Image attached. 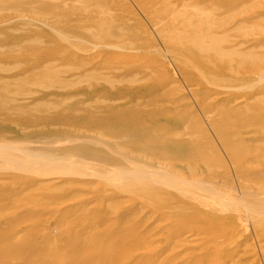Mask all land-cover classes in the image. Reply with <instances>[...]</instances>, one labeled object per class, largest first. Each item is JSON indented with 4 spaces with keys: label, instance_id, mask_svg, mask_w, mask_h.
<instances>
[{
    "label": "bare ground",
    "instance_id": "obj_1",
    "mask_svg": "<svg viewBox=\"0 0 264 264\" xmlns=\"http://www.w3.org/2000/svg\"><path fill=\"white\" fill-rule=\"evenodd\" d=\"M109 1L1 3L0 264L264 256V7Z\"/></svg>",
    "mask_w": 264,
    "mask_h": 264
},
{
    "label": "rangeland",
    "instance_id": "obj_2",
    "mask_svg": "<svg viewBox=\"0 0 264 264\" xmlns=\"http://www.w3.org/2000/svg\"><path fill=\"white\" fill-rule=\"evenodd\" d=\"M2 1H5V0H0V6H2L1 5V3H2ZM111 2V3H110ZM258 2V3H257ZM257 5L256 6H254V8L255 9H259V8H257L258 6H262V7H264V0H257ZM212 4H215L216 3V1L215 0H212V2H211ZM109 4L111 5H113L114 6V9H123L124 7H129V8H132L133 9V11L135 10V11H137V9H136V7H135V5L133 4V2L131 1V0H110L109 1ZM100 6H102V2L101 1H95L94 2V4L90 7V9L92 8L93 10H99V8H100ZM243 6H246V4H243V5H241V7H243ZM255 9H252V10H255ZM134 11V12H135ZM11 15V11L9 10V9H5V10H2L1 11V13H0V19L1 18H4V17H7V16H10ZM262 21H257L256 22V24H255V27H256V25L257 26H259L260 25V23H261ZM7 31V35H9L10 34V30H6ZM138 32V31H137ZM5 50H7V47L6 46H4L3 48H2V51H5ZM14 51V50H13ZM12 51V52H13ZM1 53H4V52H0V54ZM15 54V53H14ZM13 54V55H14ZM32 59H31V61H29V63L31 64L32 62H35V61H37V59H36V57L35 56H30ZM4 63V62H3ZM8 62H7V64L6 63H4V64H2V66H4V67H2V68H8ZM11 64V63H10ZM61 65V63L60 62H55V63H51V62H49V66H56L57 67V69H61V71L62 70H66L65 68L66 67H70L69 65H64L63 67H61L60 66ZM11 67V69H13V65L12 66H10ZM25 78V77H24ZM24 78H22V79H24ZM37 80H40V78L39 79H37ZM42 82H44V83H49L48 82V80L47 79H44V80H42ZM31 83V82H30ZM26 87H28V88H26ZM26 87H24V86H22V85H20L19 83H16L15 84V86H13L12 88H10L9 90H10V92L9 93H15V92H28V91H33V92H38V90H39V88H38V86H37V84H29L28 86H26ZM79 87H81V86H79ZM40 92H38L37 94H36V96H35V98H36V102H35V105H38V107L36 106V108L37 109H35V110H32V113L33 114H45V110L47 109L46 107L48 106L49 107V109H47L49 112H55V113H64V112H66L65 111V109L62 107V105L66 102V103H68L69 105L72 103L70 100L69 101H67V98L64 96V95H62L61 93H59V96L58 97H50V96H47V97H45V98H43V96H41L40 94H39ZM33 104H34V102H33ZM10 104L9 103H6V106L8 107ZM46 106V107H44V106ZM89 105V103H84V104H81V103H79L77 106L79 107V108H86L87 106ZM61 106V107H60ZM19 114H20V112H18L17 114H12L11 113V119H15L16 117H18L19 116ZM0 119H4L3 118V116H2V114H0ZM87 120V119H86ZM5 121V120H4ZM36 129H40L39 127H37L36 126ZM85 189H89V187H87V188H85ZM84 197H86V198H91L89 195H85ZM254 240V241H253ZM253 240H252V244H253V242H254V245L253 246H255V239L253 238ZM256 248V247H255ZM257 249V248H256ZM255 249V250H256ZM255 253H256V256L254 255V253H252L253 254V256H250V257H248L247 258V261H246V264H264V256H262V255H259L258 254V251L256 250L255 251ZM254 259V260H253ZM261 262V263H260Z\"/></svg>",
    "mask_w": 264,
    "mask_h": 264
}]
</instances>
